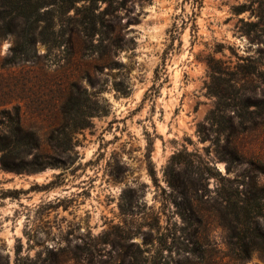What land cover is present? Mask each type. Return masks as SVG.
Segmentation results:
<instances>
[{
    "label": "rangeland",
    "instance_id": "obj_1",
    "mask_svg": "<svg viewBox=\"0 0 264 264\" xmlns=\"http://www.w3.org/2000/svg\"><path fill=\"white\" fill-rule=\"evenodd\" d=\"M96 13L90 35L36 39L29 56L0 27V118L19 107L47 150L70 95L94 114L69 163L0 162V264H264L259 250L232 255L218 211L239 178L264 212V0H107Z\"/></svg>",
    "mask_w": 264,
    "mask_h": 264
},
{
    "label": "trees",
    "instance_id": "obj_2",
    "mask_svg": "<svg viewBox=\"0 0 264 264\" xmlns=\"http://www.w3.org/2000/svg\"><path fill=\"white\" fill-rule=\"evenodd\" d=\"M106 1L0 0V27L3 33L17 35L19 42L16 50L29 56L30 47L36 39L60 47L75 33L90 35L93 29H98V4ZM211 67L215 69L213 64ZM75 88L73 84L71 90ZM86 107L91 108L80 105L77 98L70 95L62 109L64 120L51 131L47 150L33 131L24 128L19 107L3 110L0 118L3 127L0 132L2 168L16 173L39 172L72 161L77 146L76 133L89 127L94 116L93 112L86 114ZM216 117V111L212 110L206 117V123L199 125L202 140L208 138L206 124L213 125ZM233 153L242 163L240 154L236 150ZM181 155V152L174 154L172 161ZM227 171H230L229 166ZM217 173L221 176L220 171L217 170ZM226 180L233 186L220 193L218 211L221 223L228 229L230 251L240 259H248L254 250H259L264 256V231L259 221L264 216L261 196L253 188L246 187L239 178Z\"/></svg>",
    "mask_w": 264,
    "mask_h": 264
}]
</instances>
